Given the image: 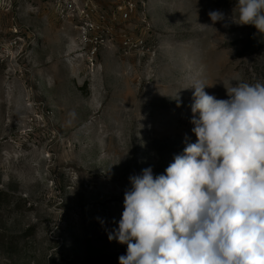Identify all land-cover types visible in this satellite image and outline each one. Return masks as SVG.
I'll return each instance as SVG.
<instances>
[{"label": "rangeland", "instance_id": "rangeland-1", "mask_svg": "<svg viewBox=\"0 0 264 264\" xmlns=\"http://www.w3.org/2000/svg\"><path fill=\"white\" fill-rule=\"evenodd\" d=\"M127 1L0 0V264H119L129 177L196 141L191 86L264 83L238 0Z\"/></svg>", "mask_w": 264, "mask_h": 264}, {"label": "clouds", "instance_id": "clouds-1", "mask_svg": "<svg viewBox=\"0 0 264 264\" xmlns=\"http://www.w3.org/2000/svg\"><path fill=\"white\" fill-rule=\"evenodd\" d=\"M236 7L234 23L264 33V0ZM208 15L224 20L219 10ZM205 86H191L196 141L165 174L148 167L129 177L118 228L108 234L127 245L119 264H264V83L237 82L227 99Z\"/></svg>", "mask_w": 264, "mask_h": 264}, {"label": "built area", "instance_id": "built-area-1", "mask_svg": "<svg viewBox=\"0 0 264 264\" xmlns=\"http://www.w3.org/2000/svg\"><path fill=\"white\" fill-rule=\"evenodd\" d=\"M124 1V6H121L119 9L123 11V14L128 17L130 13L134 11V4L128 2L127 0H122ZM93 30L94 26L87 24L85 27H82V32L86 34L89 30ZM98 44V43H97Z\"/></svg>", "mask_w": 264, "mask_h": 264}]
</instances>
